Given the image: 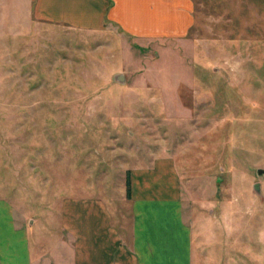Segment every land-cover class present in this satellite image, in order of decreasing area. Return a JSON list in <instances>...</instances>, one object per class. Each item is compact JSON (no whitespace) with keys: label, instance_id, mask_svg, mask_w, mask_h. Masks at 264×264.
I'll return each mask as SVG.
<instances>
[{"label":"rangeland","instance_id":"obj_1","mask_svg":"<svg viewBox=\"0 0 264 264\" xmlns=\"http://www.w3.org/2000/svg\"><path fill=\"white\" fill-rule=\"evenodd\" d=\"M191 1L186 38L141 47L0 0V198L33 238L66 198L125 222L131 169L167 157L193 264H264V0Z\"/></svg>","mask_w":264,"mask_h":264},{"label":"crops","instance_id":"obj_2","mask_svg":"<svg viewBox=\"0 0 264 264\" xmlns=\"http://www.w3.org/2000/svg\"><path fill=\"white\" fill-rule=\"evenodd\" d=\"M25 14L27 27L115 28L141 47L184 39L194 22L191 0H25ZM129 180L125 222L115 223L102 199L66 198L58 227L35 238V224L25 225L0 198V264H193L174 164L157 158L131 169Z\"/></svg>","mask_w":264,"mask_h":264},{"label":"trees","instance_id":"obj_3","mask_svg":"<svg viewBox=\"0 0 264 264\" xmlns=\"http://www.w3.org/2000/svg\"><path fill=\"white\" fill-rule=\"evenodd\" d=\"M126 196H127V198L130 197V180H129V174H128L127 180H126Z\"/></svg>","mask_w":264,"mask_h":264},{"label":"water","instance_id":"obj_4","mask_svg":"<svg viewBox=\"0 0 264 264\" xmlns=\"http://www.w3.org/2000/svg\"><path fill=\"white\" fill-rule=\"evenodd\" d=\"M254 189H255V190H257V189H258V187L256 186Z\"/></svg>","mask_w":264,"mask_h":264}]
</instances>
